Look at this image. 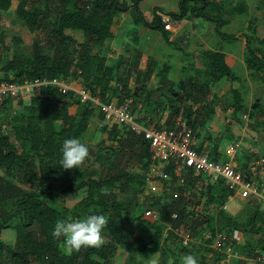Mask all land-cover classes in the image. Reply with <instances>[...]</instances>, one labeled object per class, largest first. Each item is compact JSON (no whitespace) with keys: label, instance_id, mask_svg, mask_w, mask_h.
Listing matches in <instances>:
<instances>
[{"label":"trees","instance_id":"16d2710c","mask_svg":"<svg viewBox=\"0 0 264 264\" xmlns=\"http://www.w3.org/2000/svg\"><path fill=\"white\" fill-rule=\"evenodd\" d=\"M141 2L142 0H18L14 10L15 18L28 31H39V36L31 44L29 52H15L12 58L1 66L0 82L21 83L24 78L71 77L74 89L90 90L92 94L98 95L102 102L107 103L112 98L118 101L133 98L132 111L140 107L145 116L151 111H158L159 106L163 105L168 112L166 125H170L173 117L181 116L186 119L196 135L203 130L218 104L225 111L230 108L234 119L237 114L245 111H248L250 116H255L258 108L252 109L244 102L242 92L237 86L241 83V78L227 64L226 55L221 50L200 51V65L208 76L205 84L219 82L223 77L229 82L227 94H215L210 100L202 98L203 85H198L192 78L179 81L176 86H167L165 71L168 66L163 65L155 73L159 76L161 85L157 91L162 92L164 97V103L160 104L145 84L154 74L156 62L153 58H148L145 68L139 70L136 67L139 60L136 50L126 48V52L131 51L133 57L120 56L115 63L110 64L106 55L98 50L113 37L111 27L115 18L124 12L129 13L136 23L159 31L166 42L174 45L177 40H170L171 30H167L165 25L169 23L176 26L185 18L210 21L214 24V31L219 38L227 41L237 39L233 33L222 30L229 20L223 16L227 10L220 0H178L177 10L165 13L169 18L168 22L158 14L161 8L157 6L153 8L151 19L146 20L140 10ZM11 4V0H0V10H8ZM132 11L136 13L135 16ZM53 15L54 20L50 23L48 19ZM256 29L255 17H249L242 35L245 38L244 64L253 79L264 81V37H259ZM75 32L81 33V40L75 37ZM12 41L15 44L22 42L19 37H13ZM77 70L80 72L77 73ZM174 92L177 94L174 95ZM14 99L6 97L0 103V174L20 179L23 190L13 199L12 213L7 220L17 221L22 233L13 247H8L0 239V264H112L115 251V245L112 243H104L100 248H81L79 252L74 251L69 255L64 251L62 236L56 239L52 235L58 219L68 216L78 219L89 214H103L108 217V221L112 219L114 223L115 229L111 234L114 242L124 244L129 241V236L120 232L126 221L132 219L122 214L123 211L129 212V202L118 199V192L123 193L132 179L126 169H116L111 174L96 178L89 172L83 178H78V168L66 170L60 164L63 141L69 138L80 139L92 116H96L98 120L102 118L99 108L80 104L73 90L60 93L51 85L34 93L20 114L14 112L15 114L9 116L7 111L12 108ZM21 101L23 99L18 97L17 102L22 103ZM73 103L78 104L71 114L69 108ZM7 118L9 122H13V138L4 132L2 124L8 123ZM56 122L59 124L56 125ZM103 131L109 141L108 145H101L103 141L98 146L86 144L89 147V157L86 161L93 156L89 163L92 168L97 159L101 168H116L117 160L120 161L127 153L144 160L146 167L148 144L142 136L130 131L120 132L117 125L109 129L103 128ZM223 140L224 137L220 135L211 140L208 154L212 159L219 160L222 156ZM98 148L103 153L95 155ZM254 157L252 156L251 160ZM248 161L250 158L247 156L238 166L241 172L248 170ZM167 171H171L169 167ZM185 188L190 193L198 189L200 196L208 200L207 205H214L215 219L214 216L209 217L206 212L187 210L186 204L189 201H185L182 195L163 193V197L154 198L151 205H159L162 213H177L174 227L187 230L197 223L199 226L210 225L211 232H214L216 228L211 224L215 222L217 230L229 234L237 227L238 216L243 211L247 214L245 225L249 226V233L263 229L264 211L256 199H246L248 202L240 212L232 215L222 207L232 190L221 181L210 183L201 173L186 175ZM77 191H82L83 195L71 208L59 203L61 195ZM190 214L193 215L190 217ZM143 219L152 232H146L138 238V253L149 257L151 253L160 250L164 255L169 241L176 235L172 231L164 235L165 226L159 220L149 222ZM5 221L6 218H3L0 209V228L5 226ZM209 221L211 224H208ZM34 227L39 234L37 237L32 230ZM251 245L249 239H243L238 248L247 247L246 253L250 254L253 250ZM183 247L184 251L188 250V246ZM205 249L210 252L209 248ZM199 259L198 264H216L205 254H201ZM130 264L144 263L133 260ZM238 264L245 262L238 260Z\"/></svg>","mask_w":264,"mask_h":264},{"label":"rangeland","instance_id":"374dc122","mask_svg":"<svg viewBox=\"0 0 264 264\" xmlns=\"http://www.w3.org/2000/svg\"><path fill=\"white\" fill-rule=\"evenodd\" d=\"M170 1L172 2H165V0H142V2L140 3L141 12L146 20H150L153 8L156 6L164 10L176 11L178 0ZM220 1H222L224 7L227 10V13L223 16L224 18H228L229 20V24L222 28L223 31L229 33L242 32L240 34V36H242L249 17H255L257 24V35L261 38L264 37V0ZM11 2L12 4L8 10H0V38L2 44L0 45V68L7 60L12 58L15 52H29L31 44L39 36V31L30 32L26 29V27L22 26L17 21L14 15V10L18 0H11ZM128 17L130 18V15ZM53 20L54 15L48 19L50 23H52ZM171 22L176 24L175 21ZM206 22L210 24L212 28L214 27V24L212 22ZM136 28V24L127 23L124 24L123 31H125L126 29L133 30ZM183 28L185 30L183 32L184 42H186L187 40L188 42H193L195 38L198 39V37L192 32L190 34L191 24H189L188 21L184 23L181 29L183 30ZM148 29L149 30L147 35L150 41L155 42L156 47L158 46V44L160 45L155 50V52L157 53V71L162 68L163 63H168L170 65V69H167V71H165V75L169 79L174 80L173 82H175L178 77H182L187 80L188 75H192L198 85H203V90H201L202 98H206L207 100H210L213 95L217 94V92L220 91H223L220 95L227 94L229 89L228 80L223 77L222 79L224 80V83L221 85V89L217 90L216 92L214 90H211L210 86L208 84H205L208 79V76L204 68L201 67L199 62H197L199 60V56L195 58L197 67L193 65L195 64L194 60L192 61V59L185 58L188 54L187 51H190L191 49V44L184 46L183 50L182 48L178 49L177 47H174L173 44L166 42L162 38L159 31L150 28ZM213 34L217 37L220 48L223 51L231 49V53L236 55H239L242 52L241 43L234 40L233 42H227V40H222L215 33V31H213ZM74 35L77 39L81 40L82 36L80 32H75ZM13 37H19L22 42L15 44L12 41ZM108 42L109 41H107L106 43ZM184 42L180 43L184 45ZM98 51L107 55L104 48H99ZM160 53H165L166 56L161 59L159 57ZM107 57L109 58L108 62L110 64L115 63L114 55H107ZM148 57L149 56L146 55L141 59L139 56L140 60H138L137 63L140 62L141 68H145V64L147 62ZM185 62H190L191 67L187 71L182 72L181 67L184 66L183 63ZM232 69L241 78V83H239L237 86L242 92L244 102L247 104L248 107L252 109L258 108L257 113L255 114V116H250L248 111H245L243 113L237 114L234 119L229 114L231 112L225 111L221 107V105L218 104L215 108V112L217 111V114L220 116H210L200 134L194 135L196 137V145L205 147L208 150L209 144L212 143L211 140L214 137L219 135L224 137L221 146L222 156L219 158L220 160H226L229 158L226 155L227 145L235 142L240 143V147L237 149L234 155V160L236 164L240 166L244 161L245 157L247 156L250 158L251 161V157L254 156L253 153H257L258 155L264 156V81L259 79H253L250 71H248L246 67H243L242 64L238 62L234 63ZM158 79L159 77L157 74L152 75L151 79L149 80L148 88L152 90L153 97L158 98L159 103L163 104L164 97L163 95H161L162 92H160L159 90L157 91V89L160 88ZM131 80L134 82L133 77L131 78ZM71 82L72 81H70V83ZM215 82L216 81H213V86ZM131 86L133 87L132 84ZM75 98L78 99L77 96H75ZM21 102L22 103H18L17 101H15L14 104H12V108L7 111L9 113V116L15 113L20 114L22 111H24L25 106H27L28 103L25 101ZM76 104L78 103L71 104L69 108V112L71 114L74 112ZM165 110L166 109L163 108V105H161L159 106L158 111H151V113H149V116L151 114H155L154 116L156 117L163 116V112ZM133 114L136 117L137 121H139L140 123L145 122V115L143 114V111L140 110V107H136L135 109H133ZM243 114L248 115L249 122L246 123L242 120L241 117ZM227 118L230 119V122L227 121ZM12 124V120L11 122H9L8 120V123L2 125L4 126V132H6L10 137L13 138L14 136L12 134ZM58 124L59 122H56V125ZM159 126H161V124H159ZM80 140L82 143L92 144L93 146H98L101 141H103L101 145L109 144V141L106 135L104 134L103 128L99 126V120L96 119V116H92L89 119V126L81 136ZM93 153L92 155H94ZM100 153H103V151L98 148L95 152V155ZM92 158L93 156H91L89 160H85L84 164L81 165L80 168H78V178H83L89 172L93 173L95 175L94 178H96L103 174H111L115 172L116 169L121 168L126 169L129 176L132 177L130 182L125 187V190H123V193L121 191L120 193L118 192V199H120L121 201L127 200L130 206L129 212L123 211L122 214L124 217L130 216V218L132 219L126 221V223L122 226L120 230L121 234H126L127 236H129V241L124 244H118L114 242L111 235L113 230L115 229L112 219L108 221L107 226L103 229L105 243H112L115 245L112 264H130L133 260H140L144 264H153V262H155V264H181V257L185 255H193L197 258L199 262V257L201 256V254H205V256L210 258V261L216 264H238V260H241L240 257L246 255V252L248 250L247 247L238 248L241 246V241L243 239H249V242L252 243L251 246L253 247V250H264L263 230L249 233V226L245 225V220L247 218V214H245V212L242 211V213H240V216H238L237 227L233 228L229 234L225 231V233L228 235L231 246L234 247V252L236 255V257L234 258L233 256L232 258L227 257L225 254L214 251L212 248L209 247V245L213 243V240H206L205 233L206 231L208 232L210 230V225H207L206 227L204 225L202 226V224L199 226L197 225V223H195L194 226L187 228V230H184L182 227H174L175 220H173V218L171 217V214L173 212L162 213L159 205H151V202L154 198H162L163 193H170L169 190H171L172 194L177 193L178 195H183V188L179 186L178 182L172 180L170 182L169 190H165V187L163 186L164 184L160 183L153 191V189L151 187H148L145 183L144 174L146 167L144 165V160H140L139 158L130 156V154L127 153L122 159H120V161L117 160L116 168L107 169L105 167L101 168L99 166V159L94 161V168H92L89 165ZM250 161H248L247 167ZM22 190L23 188L20 184V179L18 177L2 176L0 174V209L3 214V218H6V221L3 222L5 226L0 228V239L8 247H13L17 241L18 236H20L22 233V229L19 230L17 221L7 220V218L10 217V214L12 213L13 199L17 195H19ZM82 195V191H77L72 194L61 195L59 197V203L68 208H71L72 205L75 204L82 197ZM184 200L189 201V203L186 204L187 210H193L197 213L206 212L209 217L214 216L213 218L215 219L216 208L210 203L207 205L206 202H208V200L205 199L204 196H200L198 189L194 190L193 193H190L188 200ZM246 202H248V200L246 199L238 201L240 209H238V211H236L234 215L240 212L241 208ZM149 212H151L150 214L155 217V219L147 218V216H149ZM192 215L193 214H190V217ZM143 218L147 219V221L149 222L159 220L165 226L164 235H167L168 231H172L173 234L176 235V237L172 238L169 241L167 246L168 248L164 255L160 253V250L151 253L149 257H143L138 253L136 249L140 245L138 238H140L146 232H152V229H149V227H147V225L143 221ZM242 223H244V225ZM208 224H211V221H209ZM211 225L214 226L216 230L218 229V226L215 222H212ZM32 230L36 237L39 236L38 231L35 227ZM186 236L192 237L194 239L193 242L185 240ZM62 238L64 239L63 236ZM260 239H262L263 241L260 242ZM183 246H188L186 247L188 248V250L184 251ZM205 248H209L210 252H208ZM189 249H192V251H189ZM253 250H251L250 252H252ZM215 252H217L218 255H216Z\"/></svg>","mask_w":264,"mask_h":264},{"label":"built area","instance_id":"2783aa9c","mask_svg":"<svg viewBox=\"0 0 264 264\" xmlns=\"http://www.w3.org/2000/svg\"><path fill=\"white\" fill-rule=\"evenodd\" d=\"M161 15L160 13H158ZM168 17L164 18L168 22ZM165 28L172 30L171 24L166 23ZM74 67H72L73 69ZM75 70V68H74ZM80 70H77V73ZM55 87L60 93H67L73 90L80 103L91 107H98L102 118L99 120L101 128L109 129L117 125L121 132L130 131L142 138L148 144V158L144 174L145 183L148 187L154 189L160 184H164L165 190L170 187L166 182L175 180L183 188V197L188 200L190 192L185 189V176L202 174L210 183L221 181L232 192L227 196L232 200L235 196L240 199H256L264 211V156L253 153L255 156L248 164V170L241 172L234 160V155L240 147V143H232L226 146V154L229 157L226 160H214L208 154V149L196 145V137L188 125L186 119L181 116H175L171 119L170 125H166L167 110L163 112L161 126L154 124L145 126L137 121L132 111L133 98H124L122 101L111 99L109 102H102L98 95L92 94L90 90L74 89L70 83V77L63 76L49 79L46 77L24 78L21 83L0 82V103L6 97H21L23 101L30 102V97L39 92L42 87ZM232 110L229 108L227 112ZM231 114V113H229ZM242 120L249 122L248 115L243 114ZM230 122V119L227 118ZM210 146V144H209ZM170 168V172L167 168ZM171 192V190H169ZM178 196L177 193H173ZM223 209H227V203L223 204ZM149 212L148 219L153 218ZM173 220L177 218V213H172ZM264 235V223L262 224ZM189 235V234H188ZM205 239H212L213 243L209 245L214 251L225 254L227 257H236L234 247L229 242L228 235L219 230L205 233ZM185 240L193 242L192 237H185ZM246 264H264V250L255 249L250 254L240 257Z\"/></svg>","mask_w":264,"mask_h":264},{"label":"crops","instance_id":"0c3cea01","mask_svg":"<svg viewBox=\"0 0 264 264\" xmlns=\"http://www.w3.org/2000/svg\"><path fill=\"white\" fill-rule=\"evenodd\" d=\"M165 2H172V1L165 0ZM140 10H141V6H140ZM159 10H160L159 12L161 14H163L164 18L167 17L165 14L166 12L174 11V10H164V9H159ZM129 15H130L129 13L124 12V13L119 14L115 18V21L111 27V31L113 32V37L109 40L108 43H106L101 48H104V50L108 56L109 55L115 56L114 62L120 56L133 57V53H131V51L126 52V48H129L130 50H136L139 53V56L141 59L143 57H145L146 55H148L149 56L148 58H153L156 62V67L154 69V74H155L156 72L159 71V70L157 71V69H158L157 56H156L157 53L155 52V50L160 45L158 44V46L156 47L155 42L150 41V39L147 35L149 29L146 28L145 26H143L141 23H136L132 19L131 16H130V18L128 17ZM186 21H188V23L191 24L190 34L192 32L194 35H196L198 37V39L195 38V40L193 42H188V40L186 42L183 41V38H184L183 32L185 30H184V28H183V30L181 28L183 27V25ZM127 23L136 24L137 28L133 29V30L126 29L125 31H123V26H124V24H127ZM206 25H208V26H206ZM171 28H172V30H171L170 40L176 39L178 41V43H176L175 45L173 44L174 47H177L178 49L182 48V50H183L184 46L191 44V47H190L191 49H190V51H187L188 54L186 53L187 55L185 58L192 59V61L194 60L195 61V64H193L194 66L197 67L195 58L198 56H199V60L197 62L200 63V56H201L200 51H202V50H221L222 52L225 53L226 62L231 68L233 67L234 63H236V62L242 64L243 67H246L244 64V52L242 49L244 46V43H245V38L243 36H240V34L242 32L233 33L235 35V37L237 38L234 41H237V42L241 43V45H242V47H241L242 52L239 55H236V54L231 53V49H227L226 51H223L220 48L218 39L213 34L214 27L212 28L211 25L206 22V20L198 19V18H185V19L181 20L177 26H173L171 24ZM180 42H182V43L184 42V45H182ZM227 42H233V41H227ZM101 54L106 55L105 53H101ZM107 55H106V58L108 61L109 58L107 57ZM165 56H166L165 53L159 54V57L161 59H163ZM183 64H184V66L181 67L182 72L187 71L191 67L190 62H185ZM163 65H167L168 66L167 69L168 70L170 69V65L168 63H163ZM136 67L140 70L143 69V68H141L140 62L137 64ZM188 78H192V80L195 83H197L195 78L192 77V75H188ZM182 80L186 81V79H184L182 77H178L177 80H175V82H173L174 80H171L166 76L167 86L168 85H175L176 86V84ZM158 81H159V79H158ZM159 83H160V81H159ZM223 83H224V80L221 79L219 82L214 83V86L212 84H210L209 86H210L211 90H214L216 92L217 90L221 89V85ZM145 84H146V87L148 88L149 80L147 82H145ZM159 86H161V85L159 84ZM222 92L223 91L217 92V94L220 95ZM112 99H114V98H112ZM211 116H220V115H218L217 111H216ZM142 124H144L145 126H152L154 124L159 125V124H162V119L154 116L153 114H151L150 116L148 114V116H145V122H143ZM165 184H166V186H170V182H166ZM239 200H243V199H240L239 197L235 196L232 200H228L226 197V201H225L227 203L226 211L228 213L234 215L236 213V211H238V209H240L239 208L240 206L238 204ZM242 241H241V243H242Z\"/></svg>","mask_w":264,"mask_h":264},{"label":"clouds","instance_id":"9594fccd","mask_svg":"<svg viewBox=\"0 0 264 264\" xmlns=\"http://www.w3.org/2000/svg\"><path fill=\"white\" fill-rule=\"evenodd\" d=\"M161 16L163 18V14ZM88 157L89 147L80 139L69 138L63 141L60 160L63 169L80 168ZM107 224L108 217L103 214H89L78 219L68 216L56 221L52 235L56 239L64 237V251L71 255L85 247L100 248L105 243L103 229ZM181 264H198V260L193 255H185L181 257Z\"/></svg>","mask_w":264,"mask_h":264},{"label":"water","instance_id":"95a60500","mask_svg":"<svg viewBox=\"0 0 264 264\" xmlns=\"http://www.w3.org/2000/svg\"><path fill=\"white\" fill-rule=\"evenodd\" d=\"M132 12H133V11H132ZM133 15L135 16V15H136V13H135V12H133ZM173 94H174V95H176L177 93H175V92H174ZM178 99L180 100V102H182V101H181V97H179Z\"/></svg>","mask_w":264,"mask_h":264}]
</instances>
